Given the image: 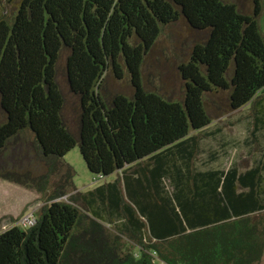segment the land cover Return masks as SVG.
Listing matches in <instances>:
<instances>
[{
	"label": "trees",
	"instance_id": "obj_1",
	"mask_svg": "<svg viewBox=\"0 0 264 264\" xmlns=\"http://www.w3.org/2000/svg\"><path fill=\"white\" fill-rule=\"evenodd\" d=\"M247 2L20 0L11 19L0 10V153L29 135L48 165L31 183L0 170L44 200L32 224L0 233V264H264V164L196 165L214 120L248 104L264 116V0ZM178 21L206 34L177 66L180 101L146 90L142 73ZM64 51L77 135L57 80ZM107 75L127 77L132 93L106 100ZM77 143L96 181L116 178L77 191L64 160Z\"/></svg>",
	"mask_w": 264,
	"mask_h": 264
},
{
	"label": "rangeland",
	"instance_id": "obj_2",
	"mask_svg": "<svg viewBox=\"0 0 264 264\" xmlns=\"http://www.w3.org/2000/svg\"><path fill=\"white\" fill-rule=\"evenodd\" d=\"M227 1L237 3L242 9L248 3L247 0ZM19 2L20 0H15L8 3L7 0H2L0 10L11 19ZM261 26L264 32V16L261 19ZM205 37V33L190 29L184 21L166 27L143 63L145 89L156 91L168 99L180 101L183 83L177 66L185 61L190 47L195 42L203 41ZM66 58L67 51H64L58 63L57 80L64 96V121L69 131L77 135L79 100L68 85ZM131 93L127 77L116 79L114 75L106 76L102 88L106 100L116 94ZM225 114L214 120L209 128L214 133L202 141L196 165L202 170L213 167L228 169L232 165H237L241 171H245L258 162L264 164V124L257 131L251 105ZM3 121L4 114L0 111V123ZM209 130L207 129V132H210ZM64 160L75 169L74 184L79 192L94 189L116 178V175H112L96 181L80 154L79 143L67 153ZM47 169V162L40 157L29 135L11 141L0 153V170L20 175L19 178L28 183L31 182L26 178L37 179V176L46 173ZM43 204V198L35 189L0 176V233L14 225L22 226L27 218L37 214ZM156 264L164 263L157 260Z\"/></svg>",
	"mask_w": 264,
	"mask_h": 264
},
{
	"label": "built area",
	"instance_id": "obj_3",
	"mask_svg": "<svg viewBox=\"0 0 264 264\" xmlns=\"http://www.w3.org/2000/svg\"><path fill=\"white\" fill-rule=\"evenodd\" d=\"M33 222H34V219L29 217L22 225L27 226V225L32 224Z\"/></svg>",
	"mask_w": 264,
	"mask_h": 264
},
{
	"label": "crops",
	"instance_id": "obj_4",
	"mask_svg": "<svg viewBox=\"0 0 264 264\" xmlns=\"http://www.w3.org/2000/svg\"><path fill=\"white\" fill-rule=\"evenodd\" d=\"M264 16V15H263ZM263 18V17H262ZM254 119L257 121V122H261V123H264V116H255Z\"/></svg>",
	"mask_w": 264,
	"mask_h": 264
}]
</instances>
